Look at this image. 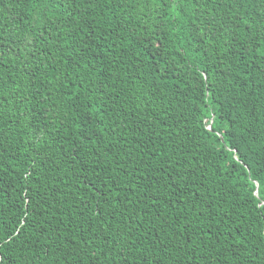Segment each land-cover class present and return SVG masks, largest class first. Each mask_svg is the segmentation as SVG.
<instances>
[{
    "label": "trees",
    "instance_id": "16d2710c",
    "mask_svg": "<svg viewBox=\"0 0 264 264\" xmlns=\"http://www.w3.org/2000/svg\"><path fill=\"white\" fill-rule=\"evenodd\" d=\"M0 257L264 264V0H0Z\"/></svg>",
    "mask_w": 264,
    "mask_h": 264
},
{
    "label": "snow or ice",
    "instance_id": "6c2138e0",
    "mask_svg": "<svg viewBox=\"0 0 264 264\" xmlns=\"http://www.w3.org/2000/svg\"><path fill=\"white\" fill-rule=\"evenodd\" d=\"M108 2L110 3L111 0H108ZM91 15V14H90ZM106 186V185H105ZM117 192H119V188L116 189ZM0 264H3V257H0Z\"/></svg>",
    "mask_w": 264,
    "mask_h": 264
},
{
    "label": "water",
    "instance_id": "95a60500",
    "mask_svg": "<svg viewBox=\"0 0 264 264\" xmlns=\"http://www.w3.org/2000/svg\"><path fill=\"white\" fill-rule=\"evenodd\" d=\"M213 120V119H212ZM212 122V121H211Z\"/></svg>",
    "mask_w": 264,
    "mask_h": 264
}]
</instances>
